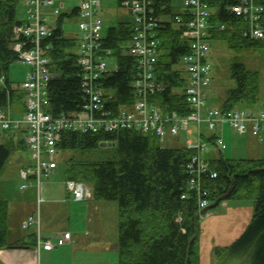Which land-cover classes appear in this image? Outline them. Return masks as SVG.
<instances>
[{"label": "trees", "instance_id": "1", "mask_svg": "<svg viewBox=\"0 0 264 264\" xmlns=\"http://www.w3.org/2000/svg\"><path fill=\"white\" fill-rule=\"evenodd\" d=\"M123 0H119V3ZM213 7L210 29L212 42L222 41L233 50L254 47L264 50V39H249L243 35L246 24L229 9L239 0H209ZM264 3V0H260ZM157 13L166 19L158 28L161 54L156 66V77L165 90L151 96V102L164 110L190 115L194 108L187 101L185 89L188 77L181 69L182 57L189 51L182 26L174 16H187L181 5L173 0H154ZM19 0H0V108L17 113L25 109V93L19 82L11 80L10 68L18 62L14 50L16 41L26 40L15 34L14 26L23 21L17 16ZM78 16L61 12L52 25L53 33L44 40L51 58L52 78L49 82V111L53 115L79 110L87 96L82 87L83 69L79 64L77 33L67 35L66 17ZM184 17V19H185ZM226 28L221 29L220 25ZM134 33L132 14L114 25L106 26L103 45L112 49L116 67L101 80L109 97V104L130 106L135 101L133 83L137 75V59L129 53ZM229 74L236 85L225 96L211 98L221 102V108L232 109L240 104L250 108L260 100L261 74L246 64L233 61ZM215 104V103H214ZM20 132L0 137V176L11 154L26 148ZM205 140L217 146L214 133H203ZM103 141L111 146L113 157L95 160L87 153L101 149ZM62 152L60 167L65 179L85 182L92 189L93 199L114 200L118 203L119 264H201L199 233L201 231L198 193L189 188L191 173L187 164L197 153L196 148L179 143L168 147L153 134L125 129L117 132L82 133L66 131L58 142ZM62 161V164H61ZM217 172V177L203 176V187L211 201L253 199L252 218L228 246L213 245V264H223L236 254L251 251L253 263L264 264V158H228L220 150L217 157L205 160ZM186 194V197L182 195ZM20 233L13 229L10 199L0 197V248H35L34 229Z\"/></svg>", "mask_w": 264, "mask_h": 264}, {"label": "built area", "instance_id": "2", "mask_svg": "<svg viewBox=\"0 0 264 264\" xmlns=\"http://www.w3.org/2000/svg\"><path fill=\"white\" fill-rule=\"evenodd\" d=\"M29 19L16 26L15 32L26 40L17 41L14 50L19 62L30 69L21 87L25 92V110L13 116L10 110L0 108V135L10 129H20L24 133L26 145L32 151L31 162L20 169V188L35 187L38 193V208L25 220L23 227L37 226V252L53 250L66 245L72 239V232L65 231L44 237L41 231L40 205L43 195L44 177H50L58 166V142L66 131L82 133L117 132L135 129L143 134H153L162 141L168 136H178L185 132L193 135L190 124L197 125L198 143L188 136V147L197 148L187 168L191 173L189 188L196 190L200 210L209 205V191L203 187V176L217 177L202 160L200 150L206 146L202 138V127L213 132L220 124H228L241 135L252 134L264 139V109L236 107L222 109L209 103V91L214 79V66L210 61L212 43L210 40L211 18L214 13L209 0H183L186 17L174 16L182 26L181 36L188 40L189 51L182 57L181 69L188 77L185 89L186 99L194 111L187 116L177 111L164 110L151 102V96L165 90L164 84L156 77V66L161 53L158 28L165 20L157 13L154 0H125L134 17V33L129 43V53L137 59V75L133 83L135 101L130 106L109 104V97L102 87V78L110 71L112 49L103 45L104 19L101 15V0H82L79 6V63L83 69L82 87L87 95L79 110L53 115L49 111V82L52 73L49 68L50 56L44 40L53 30L47 25L43 6L54 5V0H29ZM232 13L240 18L246 27L243 35L249 39H264V3L259 0H239L229 6ZM60 12L59 8L55 9ZM185 17V19H184ZM225 29L226 25H220ZM0 81L3 77L0 76ZM217 144L225 148L222 137ZM69 198L76 201L91 197V188L81 181L65 180ZM186 197V194L182 195Z\"/></svg>", "mask_w": 264, "mask_h": 264}, {"label": "rangeland", "instance_id": "3", "mask_svg": "<svg viewBox=\"0 0 264 264\" xmlns=\"http://www.w3.org/2000/svg\"><path fill=\"white\" fill-rule=\"evenodd\" d=\"M55 1L57 6L63 3L61 4L63 13H72L73 9L78 6L81 0ZM174 2L179 5L183 4V0H174ZM47 8L48 10H53L51 7ZM27 10L28 8L24 5V0H19L17 16L20 20L27 19ZM48 10L45 9L44 15L47 18L48 25L51 26L55 23L56 15L53 13L49 14ZM101 12L105 18L106 26L114 25L118 21V12L120 17L126 16V9L119 4V0H102ZM78 23V16L66 17L64 23L66 34L71 35L70 33H77L81 35ZM74 50L77 51V47ZM235 60L243 62L249 69L260 72V100L253 106V109L264 108V50L254 47L243 48L237 51L229 48L225 42L213 40L212 53L210 55V61L215 71V80L212 87L213 92L211 91L212 97L225 96L227 90L231 86L236 85L229 74L230 63ZM114 64V59L111 58V67ZM29 69V66H25L19 61L13 63L10 68L11 80L15 82L23 81L27 77ZM209 103H213L211 99ZM214 103L222 106L220 101H214ZM238 107L250 108V106L243 103L238 105ZM13 115L19 116L20 112H14ZM191 127L195 128L193 124H191ZM223 129H225L223 139L227 147L222 149L219 146L207 142V147L201 151L203 160L218 156L220 154L219 149L228 158L264 157V140L261 143H257L251 137H245L244 139L235 133L228 124L224 125ZM196 131L195 129L193 135H188L185 132L181 133L178 137L179 140L169 135L164 145L172 147L179 143L182 144L188 136H191L194 142L198 143ZM87 154L95 160H102L113 157L115 151L111 146H103L101 149L93 150ZM31 157V149H16L11 154L0 176V197L10 199L11 220L13 223H15L14 220H18V217H21L23 212H25L26 205H22L21 203L25 201L24 199L31 192V187L26 190L20 188V169L24 164L31 162ZM58 169L59 171L51 174L50 177L43 178L45 184L43 192L47 201H43L42 206H51L50 208L56 209L55 216H57L53 222L46 223V227L50 228L52 226L57 229L69 228L78 235L80 243L77 245H64L49 252L41 251L37 264H119L118 245L114 247L117 244L119 222L117 201L106 199L65 201L64 198L67 195L64 183L65 178L62 174V168L58 167ZM57 199L61 200L57 201ZM228 203L229 205H224L221 202L218 206L203 214L200 212L201 231L199 233L200 238L198 244L200 246L201 264H213V245L228 246L237 239L242 232V230L238 232L241 227L238 225L243 224L244 218H248V215L246 216L245 214L248 211V207L252 206V209L254 208L253 199L249 198L229 199ZM234 204H239L247 208L246 211L242 209L243 213L240 220H235L236 218L232 214V209L235 208ZM42 223L44 226V222ZM15 227L22 234L27 232L22 226L18 228L16 224ZM234 263L252 264L253 258L251 251L248 254L246 250L243 253L236 254L223 264Z\"/></svg>", "mask_w": 264, "mask_h": 264}, {"label": "crops", "instance_id": "4", "mask_svg": "<svg viewBox=\"0 0 264 264\" xmlns=\"http://www.w3.org/2000/svg\"><path fill=\"white\" fill-rule=\"evenodd\" d=\"M61 2H62V0H61ZM173 3L175 5H179V4L175 3L174 0H173ZM61 4H63V3H61ZM61 4H60V8H61ZM119 4L126 9V16L125 17H120L119 12H118V16H117L118 21L119 20H125L130 15V12H129L128 8L125 7L121 2ZM24 5L27 6V0H24ZM45 9L48 10L47 7L44 8V11H45ZM48 13L49 14L50 13L54 14L53 10H48ZM224 125H226V124L219 125L218 128H217V133L219 135H221L222 138H224V133H225V129H223ZM238 135L241 136L244 139H245V137L254 138V140H256L255 142H257V143H261L264 140V139L261 140V139L257 138L256 136H253L252 134H246V135L238 134ZM174 138H176V137H174ZM176 139L179 140V138H176ZM254 140H252V141H254ZM219 150H221V149H219ZM215 157H217V156H215ZM253 158H264V157L255 156ZM56 171L58 172L59 169L56 170ZM44 187H45V184H44ZM30 191L31 192L27 195L26 199H24L25 201L21 203L22 205H26L25 212H23L21 217H18V220H14L15 223H13V224H15V226L17 224L18 228H21L25 218L29 214L33 213L36 210V208H37V195H38L37 190H36L35 187H31ZM64 199H66V197ZM60 200L61 199H57V201H60ZM46 201L47 200L45 199V202ZM68 201H71V200H68ZM223 203H224V205H229L228 200L225 201V202L223 201ZM50 207L51 206H42L41 205V218H42V222H44V226H43V223L41 224L42 234L44 236H52V235H54L55 233H58V232L59 233H62L63 231H71L72 232V230L69 229V228L57 229V228L52 227V226L50 228L46 227V223L49 224V223L53 222L57 218V216H55L56 209L50 208ZM242 209L246 211L247 208H244V207L240 206L239 204H236L235 208L232 209V214L236 218L235 220H240L241 219L242 213H243ZM10 211H11V207H10ZM245 214H246V216L248 215V218H244L243 224L238 225V226H241L238 232H240L241 230L243 232L245 230V228L247 227V225L249 224V222H250V220L252 218V214H253L252 206L248 207V211ZM15 226H13V228H16ZM32 229L33 228H30V230H32ZM241 233H240V235H241ZM72 234H73L72 240H70L66 245H69V244L70 245H75V244L77 245L78 243H80V241H79L80 238L78 237V235L76 233H74V232H72ZM117 245H118V241H117V244L114 247H117ZM41 251L49 252L48 250H43V249ZM41 251L38 253L35 248H27V247H23V246L22 247H14V248H0V264H37ZM51 251H53V250H51ZM213 263H214V261H213Z\"/></svg>", "mask_w": 264, "mask_h": 264}, {"label": "water", "instance_id": "5", "mask_svg": "<svg viewBox=\"0 0 264 264\" xmlns=\"http://www.w3.org/2000/svg\"><path fill=\"white\" fill-rule=\"evenodd\" d=\"M116 143H112V142H108V141H104L101 143V146H113ZM219 204V200L214 201V203L210 204L206 209L202 210V212H205L208 209H212L214 207H216Z\"/></svg>", "mask_w": 264, "mask_h": 264}, {"label": "bare ground", "instance_id": "6", "mask_svg": "<svg viewBox=\"0 0 264 264\" xmlns=\"http://www.w3.org/2000/svg\"><path fill=\"white\" fill-rule=\"evenodd\" d=\"M191 124H192V123H191ZM191 124H190V128H191L192 130H195V128H192V127H191ZM207 198H208L209 202L211 203L210 194L207 195ZM219 203H220V201H219ZM211 204H212V203H211ZM218 205H219V204H218ZM218 205H217V206H218ZM206 208H207V206L204 207V208H202V209L200 210L201 214H203V213H205L206 211L210 210V209H208V210H206L205 212H202V210H204V209H206Z\"/></svg>", "mask_w": 264, "mask_h": 264}]
</instances>
